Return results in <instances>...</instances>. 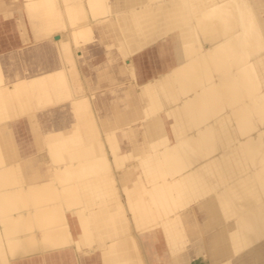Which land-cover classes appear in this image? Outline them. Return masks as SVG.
Segmentation results:
<instances>
[{"label": "bare ground", "instance_id": "1", "mask_svg": "<svg viewBox=\"0 0 264 264\" xmlns=\"http://www.w3.org/2000/svg\"><path fill=\"white\" fill-rule=\"evenodd\" d=\"M83 2L74 25L66 33L52 35L55 49L60 51L64 38L65 42H87L91 24L101 30L121 23L116 37L132 45L130 67L140 87V99L145 102L155 96L157 101L154 110L145 106L147 117L140 122L144 129L138 128V121L132 123L119 114L118 122L107 124L116 165L110 157L106 176L99 173L83 180L79 162L62 155L71 149L65 144L70 135L66 122L59 124L60 129L47 131L46 152L40 154L34 141L30 139L32 144L26 148L17 134V121L28 126L29 114L11 108L13 97L20 96L28 85L40 88L60 83L61 69H41L29 61V75L23 70L7 83L0 78V264L65 248L85 254L96 251L103 264H111L104 257L109 251L119 254L115 258L119 264H151L141 239L156 232L162 233L170 256L186 247L187 233L195 249L214 253L216 264H264V121L258 122L264 116V81H256L264 68L260 71L253 66L264 65V54L257 49L260 45L253 42L263 37L264 25L250 18L260 0H156L155 6L147 7L159 15L158 28L173 24V32L166 38L159 32L145 38L124 30L133 14L146 13L147 0ZM97 15L102 16L101 23L93 22ZM235 25L236 32L224 31ZM245 39L251 41L240 42ZM145 52H150V65L140 66L135 57ZM6 59L0 56V71H11L18 64L14 53ZM241 61L245 63L226 70L230 62ZM213 71L221 75H210ZM206 76L213 79L203 90H195L197 84L177 90ZM250 83L258 88L248 89ZM226 95L238 97L228 102L223 100ZM255 96L261 97L258 103L249 100ZM82 97L75 102L82 103ZM219 100L221 105L211 104ZM56 113L52 111L50 117ZM212 151L217 154L212 156ZM253 154L251 162H245ZM103 161L107 162L105 156ZM181 166L187 169L176 170ZM165 172L169 176L163 178ZM150 174L151 179L142 178ZM69 175L73 177L66 179ZM77 175L78 181H72ZM109 184L110 189L119 190L116 195L127 211V222L124 218L119 228L116 213L100 206ZM150 193L154 202L173 200L179 211L156 220L162 210L149 209ZM103 214H108L117 229L115 234L98 236L114 238L111 242L100 237L95 242L91 233V223L98 225ZM192 218L197 221L195 227L188 224Z\"/></svg>", "mask_w": 264, "mask_h": 264}, {"label": "rangeland", "instance_id": "2", "mask_svg": "<svg viewBox=\"0 0 264 264\" xmlns=\"http://www.w3.org/2000/svg\"><path fill=\"white\" fill-rule=\"evenodd\" d=\"M155 2L156 0H147V4L145 6L146 13H142L140 11L141 13L139 12L138 14H133L134 16H131L130 18L131 22L128 21L129 23L123 26L124 30L131 33L135 32L136 34H138L139 32L142 35H146L145 38H150L157 32H159L158 34H161L160 37L166 38L167 34L173 32V24L169 25L167 28L166 25H164L162 29L161 27H157L156 20L159 18V15L156 16V14L150 12L149 8L147 7L152 6L153 4V6H155ZM17 3L18 2L16 0H12L9 4L5 5L0 1V10L5 9L4 11L8 13L9 7L13 8L17 5ZM80 3L82 4V6H84L83 0H23L21 8L17 7V27H19L21 37L24 38L27 35L28 31L31 29L34 37L39 39L38 44L48 46V48L44 47L46 57H48V59L50 58V60H53V65L51 67L49 66L48 68L55 67L57 69H61L62 78L61 82L57 85H46L40 88H32L28 85L20 96H17L15 98L13 97L11 101V108L14 112L29 114L28 120L30 124L28 126H25L17 121V134H20L21 136L22 142H20V144H22V146H25L26 148L27 146L32 144L31 141H34L36 145V151L40 152V154L46 152L45 139L47 137V131L51 130L52 128L60 129L59 124L65 121L67 124L66 126L70 131L69 139L65 144L70 146L71 149H65L62 155H64L65 158L74 161L75 163L79 162V169L81 171V174L83 175L82 179L86 180V178H90L94 174L105 173L104 175L106 176L107 172H109L107 171V164L109 163L108 159L110 157V159H112L113 165H116L114 162V156L112 157L111 155L112 151L109 148L107 137V133H109V131L108 127H106L107 124L110 122H118L117 114H119L120 117L124 115L133 120L132 123H137L138 121V128L144 129V127L141 126L140 122H142L143 119L147 117L145 115L147 111V109L145 110V106L147 105L149 109L153 107L154 110V104L157 100L155 96L148 97L149 99H146L145 102L144 100L142 101L140 99V87L139 84H137V82L134 80L135 77L133 75V72H131L132 68L130 67V65L132 64V58L129 51L131 52L130 47L132 45H128L129 42H127V40H125L123 37H116L120 30L118 25L121 26V23L115 25L113 24L114 26L112 25V27L110 25H106L105 28H102L101 30H98L95 25L91 24L92 30L87 36L89 38L87 42L80 44L74 39H69L65 42L64 38L60 43V51L58 50V47L57 49H55V40L52 38V35L56 32L66 33L69 28H71V24H73L79 17L77 8ZM187 5L188 3L184 4V6ZM147 8L151 13L148 14V16H146V14L148 13ZM84 10V12L87 13L86 8H84ZM255 10L257 12L253 13L250 18L254 21L258 20L259 23L261 21L260 25H264V20H262L264 19V0H260V7H257ZM142 14L144 17L142 16ZM7 15L8 14H6V16ZM86 15L88 16L89 14L87 13ZM135 17L138 18L136 19ZM173 17L177 20H180V22L183 20L180 17L179 19L178 17ZM173 17L171 19H173ZM168 18L170 17H167L166 20ZM132 19L136 22H133ZM88 20H90V17L88 18ZM102 20V16L97 15L93 22L98 21L101 23ZM170 21L171 20L167 22ZM122 22L125 23L126 21L124 20ZM237 27L238 26L235 25L233 28H228L224 31L234 33L237 31ZM196 31L197 28L195 29V32ZM262 32L263 35H261L260 37H263H258L259 39L257 38L256 40H253V42H257V45H260L257 49H259L260 52L264 54V31ZM140 34L139 36L141 37ZM36 41L32 40L31 47H35L34 45ZM245 41H251V39H245L240 42L243 43ZM127 45L128 48L126 47ZM148 53L150 52H145V54L136 56L135 62L140 64V66L142 64L143 66L150 65L151 56L149 57ZM254 53L255 55H261L259 52ZM14 55H16L17 57L18 64H14L11 71H0V78L6 83L17 78V76L15 75L23 70L26 75H29L28 70L30 69V67L28 68V66L30 65V63L28 61H31L36 65L41 61V59H36V54L30 56L29 52L27 53L18 51L17 53H14ZM44 60L45 57L42 58L43 62ZM256 61L257 60L253 58L252 63ZM243 63H245V61H241L237 64H232V62H230L226 66V70L239 67ZM253 66L256 68V70L260 71H262V69L264 68V65L260 63L259 65L258 63H255ZM32 69H34L33 73L37 72L35 70V66H33ZM212 74H215L218 77L221 75L219 71H213L210 75ZM212 79V76H206L201 79H196L194 81L185 83L184 86L180 85L177 90H182V88L191 89L193 87V84H197V86L194 88L195 90H203L204 86L211 82ZM256 81H264V72H262L259 77H257ZM257 88L258 86H252V83H250L248 87V89H251L252 91H255ZM82 95L83 102L76 103L75 99L80 98V96ZM182 96H184V94H182ZM236 97L238 96L226 95L223 97V100L232 102L235 101ZM260 99L261 97L259 96H255V98H249L252 103H258ZM219 101L211 104L213 106L221 105L222 101ZM51 110L57 112L54 117H50V113L52 112ZM200 114L201 112L198 113V116ZM262 120L264 121V116L261 117L258 122L263 123ZM127 122L131 121L128 120ZM192 124L193 127L197 125L194 123ZM30 128H32V131H30ZM137 153L140 154L139 152ZM143 153L148 154V152ZM210 153L212 156L217 154V152L213 151ZM142 155L143 154H141V158H143ZM103 156L107 158V162L103 161ZM252 156L255 157L256 155H248L244 158L245 162L247 160L248 163H250ZM159 167L160 169L163 168V166ZM110 169L111 168H109V170ZM186 169L187 168H183L181 166V168H178L176 170L184 171ZM165 173L166 174H164L163 178L169 176L167 175V172ZM72 175L74 176V174ZM72 175L67 176L66 179L72 178ZM79 175H77V180L73 179L72 181H78ZM110 175L112 178V173H110ZM217 175L219 176L220 174L216 173L215 176ZM142 178L145 180L151 179L152 175L150 174L149 176H143ZM57 184H59V181ZM111 185L109 184L107 186V191L104 192L105 196H102L105 201L102 202L100 206L103 209H106L108 206L110 207L111 211L113 210L116 213L115 218L118 222V227L122 220H124V218L126 220L127 211L122 200L119 198V196L116 195L119 190L110 189ZM220 185L222 186L223 184ZM149 186L150 185L147 183L146 187ZM149 197L150 198L147 202V206L149 207V209L162 210L157 213L158 216L156 220H161V218L166 217L168 214L174 215L177 211H179V206H176L175 202L172 203L173 200L166 199L157 200V202H154L152 201L151 193L149 194ZM22 199L28 202L33 201L31 198ZM178 215L180 214L178 213ZM231 217L233 216L230 215V218ZM99 219L100 220L98 225H93V223H91L90 221L92 225V227L90 226L91 233L93 234V237L95 235V242L96 240L99 241V239L101 238L98 235L108 233L115 234V229H117V227L115 228L113 226L114 224L112 225V221L110 220V217H108V214H103ZM191 222L188 223L189 226L193 225L195 227L197 225V221L193 220V218L191 219ZM122 233L127 232L123 231ZM185 235V251L187 250V252H189L191 247V240H189L190 237L187 233ZM108 238H106V240L104 238L101 239H103V241L109 242L114 240V238L110 239L112 237ZM146 240H149L150 244H159L161 247L164 246V251H167L166 242L163 238L162 233L160 234L156 232L152 237H149L148 239H145V236H143V244L146 242ZM94 244L95 243H92V245ZM108 253H111L114 257L112 255L110 256V254ZM106 254V256L104 257L107 261L109 259V261L111 260V264H119V262L115 259L119 257V254L117 252L109 251L106 252ZM82 255L84 254H81V256ZM21 262L22 258L13 261L12 264H20ZM160 262H163L162 257L160 259Z\"/></svg>", "mask_w": 264, "mask_h": 264}, {"label": "crops", "instance_id": "3", "mask_svg": "<svg viewBox=\"0 0 264 264\" xmlns=\"http://www.w3.org/2000/svg\"><path fill=\"white\" fill-rule=\"evenodd\" d=\"M3 4H9L12 0H0ZM18 3L15 7H9V12H5V9L0 10V56L2 59H6L7 56L13 53L29 52L37 55L36 59H41L37 67L47 69L53 65V60L46 57L45 48L38 44L39 39L35 38L31 29L27 35L22 38L17 27L18 8H21L23 0H16ZM5 14H8L5 16ZM32 40L36 41L35 47H31ZM45 47V48H44ZM43 48V49H41ZM7 52V53H6ZM45 57L44 62L42 58ZM35 58V57H34ZM8 60V59H6ZM29 62V61H28ZM143 243V238L141 239ZM195 242V241H194ZM148 262L151 264H216V257L214 253L209 251H202L195 249L191 244L190 251H185V248L175 255L170 256L167 251H164V246L159 244H150L149 240L143 244ZM81 254H84L81 256ZM262 256V255H260ZM163 262H160V259ZM255 257V255H254ZM258 257V256H257ZM264 257V256H262ZM261 259V258H259ZM257 260V259H256ZM20 264H103L100 254L93 252L90 254L80 253L72 248H65L56 252H48L41 255H34L22 258Z\"/></svg>", "mask_w": 264, "mask_h": 264}]
</instances>
